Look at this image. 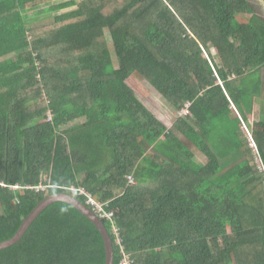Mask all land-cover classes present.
<instances>
[{
    "label": "trees",
    "instance_id": "16d2710c",
    "mask_svg": "<svg viewBox=\"0 0 264 264\" xmlns=\"http://www.w3.org/2000/svg\"><path fill=\"white\" fill-rule=\"evenodd\" d=\"M135 73L189 113L169 127ZM258 162L264 18L249 0H0V241L47 195L86 204L69 190L82 188L113 213L132 264H264ZM0 264H106L105 242L59 201Z\"/></svg>",
    "mask_w": 264,
    "mask_h": 264
},
{
    "label": "rangeland",
    "instance_id": "374dc122",
    "mask_svg": "<svg viewBox=\"0 0 264 264\" xmlns=\"http://www.w3.org/2000/svg\"><path fill=\"white\" fill-rule=\"evenodd\" d=\"M254 8L256 9V12L264 18V0H250ZM56 2L52 3V5H55ZM251 16L249 15H238V19L240 22L245 23L250 20ZM55 19V14L53 15H43L40 16L38 19H36L33 22L32 26H44L47 24L53 23ZM106 37L109 41V46L111 49V52H113L111 42H110V36L108 31H105ZM212 51L214 55L217 54V52L212 48ZM117 65V62L114 63ZM130 86L132 87V90H134L135 93H137L144 101L149 105V107L155 112V114H158L159 117L169 126L171 127L173 123L178 119V117L181 116L180 111L175 110L172 108L162 97H160L157 92H155L153 89L150 88V86L145 82V80L140 76L138 73H135L131 76V78L128 80ZM251 119H253V116H251ZM184 140H186L183 137ZM187 141V140H186ZM191 145V144H190ZM195 154L196 158L200 161H205L203 159L202 154L196 150L195 147L190 146ZM259 164V162H258ZM261 172L264 173L263 167L260 166Z\"/></svg>",
    "mask_w": 264,
    "mask_h": 264
},
{
    "label": "water",
    "instance_id": "95a60500",
    "mask_svg": "<svg viewBox=\"0 0 264 264\" xmlns=\"http://www.w3.org/2000/svg\"><path fill=\"white\" fill-rule=\"evenodd\" d=\"M65 202L76 208L83 216L88 220L92 221L95 226L101 232L106 248V264H114V246L112 237L104 223V220L93 211L87 204L82 203L77 198L73 197L67 193H57L52 195H47L43 200H41L36 207L27 215L21 222L17 231L10 238L0 241V249L10 247L20 241L27 229L35 222V220L42 214V212L47 209L50 205L56 202Z\"/></svg>",
    "mask_w": 264,
    "mask_h": 264
},
{
    "label": "built area",
    "instance_id": "2783aa9c",
    "mask_svg": "<svg viewBox=\"0 0 264 264\" xmlns=\"http://www.w3.org/2000/svg\"><path fill=\"white\" fill-rule=\"evenodd\" d=\"M189 104H187V106L180 112L181 115L183 114H187L189 113ZM246 127V126H244ZM251 142H252V147L255 148V144L252 141V137L249 134ZM128 183L130 185H133L135 183L134 177L133 176H128ZM16 187V186H14ZM17 188V187H16ZM72 192H77L79 195L84 196L86 198V204L90 205L93 211H95L103 220H110V222L112 223L111 225V230L112 233L115 237H117V242L118 244L121 246V251L123 254V259L121 261L120 264H132V260L130 258V255L126 253L124 246L122 245L123 241H122V237L120 235L119 232V226L117 224V222H115L114 218H113V213L110 211H107L105 208V205L100 203L99 201H97L95 198H93L87 191H85L82 188L76 189V188H71L69 189Z\"/></svg>",
    "mask_w": 264,
    "mask_h": 264
},
{
    "label": "crops",
    "instance_id": "0c3cea01",
    "mask_svg": "<svg viewBox=\"0 0 264 264\" xmlns=\"http://www.w3.org/2000/svg\"><path fill=\"white\" fill-rule=\"evenodd\" d=\"M250 1V0H249ZM250 4L252 5V3L250 2ZM253 6V5H252ZM254 7V6H253ZM249 16H251V15H249ZM239 20V19H238ZM240 22V21H239ZM240 23H242V22H240ZM246 23V22H245Z\"/></svg>",
    "mask_w": 264,
    "mask_h": 264
}]
</instances>
